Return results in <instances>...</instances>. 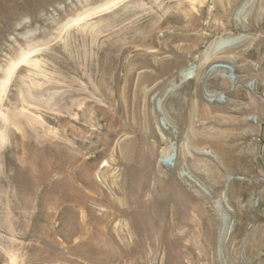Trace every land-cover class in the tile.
<instances>
[{"label":"rangeland","instance_id":"obj_1","mask_svg":"<svg viewBox=\"0 0 264 264\" xmlns=\"http://www.w3.org/2000/svg\"><path fill=\"white\" fill-rule=\"evenodd\" d=\"M0 264H264V0H0Z\"/></svg>","mask_w":264,"mask_h":264},{"label":"bare ground","instance_id":"obj_2","mask_svg":"<svg viewBox=\"0 0 264 264\" xmlns=\"http://www.w3.org/2000/svg\"><path fill=\"white\" fill-rule=\"evenodd\" d=\"M166 156L170 157L171 152ZM95 223L88 221V219H84V217H79L78 220L76 219L75 223V234L81 242H84L86 244V246H84L83 248V251L88 253V256H91L93 250L90 246V243L96 244L100 239H104L105 237H107L108 233L107 230L103 231L104 229L100 225H97Z\"/></svg>","mask_w":264,"mask_h":264}]
</instances>
